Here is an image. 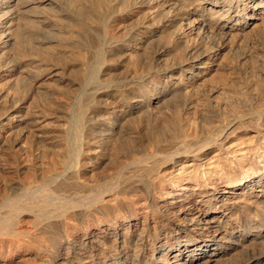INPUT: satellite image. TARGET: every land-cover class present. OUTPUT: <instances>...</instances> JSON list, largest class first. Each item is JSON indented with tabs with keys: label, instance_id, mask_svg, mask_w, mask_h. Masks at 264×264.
<instances>
[{
	"label": "bare ground",
	"instance_id": "obj_1",
	"mask_svg": "<svg viewBox=\"0 0 264 264\" xmlns=\"http://www.w3.org/2000/svg\"><path fill=\"white\" fill-rule=\"evenodd\" d=\"M262 10L0 0V264H264V102L185 118L194 64L208 70ZM19 100L66 121L50 147L33 150Z\"/></svg>",
	"mask_w": 264,
	"mask_h": 264
},
{
	"label": "rangeland",
	"instance_id": "obj_2",
	"mask_svg": "<svg viewBox=\"0 0 264 264\" xmlns=\"http://www.w3.org/2000/svg\"><path fill=\"white\" fill-rule=\"evenodd\" d=\"M41 6L39 7L41 8L49 7L48 9L45 8V10L49 12L48 13L49 15H50V11L52 13L54 12L53 14L55 15L56 10L59 9L55 3L46 4V2H43ZM41 8L40 11L39 9L37 10L38 11L37 14L40 12L39 13L40 15L38 14L39 16H41L42 14L43 9L41 10ZM263 11L264 10L261 11L262 12L261 15L263 17L260 16L261 18L255 20V23L253 25L254 29L252 27L248 29L250 32L248 30L240 33L239 32L237 33L236 31H231V33L230 31H228L229 33L226 32L225 34L226 46L227 47L230 46V47L226 48V50L223 52V55L225 54V58L223 55L221 57L215 56V61L211 65V67L209 65H206L208 66V70L205 69V67L203 66L201 67V64H198L200 66L194 64L195 69H198L199 67L200 73L199 75L193 77V81H192L193 83L191 82V85L189 86V90L191 94L189 96L192 100L188 107L191 106L192 108L190 107L187 109L188 111L186 110L187 113L185 112V118L190 120L193 119L195 120V122L198 120L202 121L201 116H203L204 118L203 115L204 113L205 115L210 113L214 119L218 120L219 115H220L219 117L226 116V114L229 113L231 114L232 112L234 113L238 109H242V108L248 109V107L251 106L252 104H260L264 102L263 101L264 100V20H263L264 12ZM52 13L51 15H53ZM229 25L230 23L228 24V26ZM195 33L196 31H193L192 34L196 36ZM209 36H210L209 34L205 35L204 41L210 40ZM196 39L198 41L199 37L197 36ZM214 39L213 40L215 42H218V40H220L218 36L214 37ZM200 40L201 39H199V41ZM207 46H208V41H207ZM227 53L230 55H228ZM218 63H220V66ZM47 77L48 76L44 77L43 78L44 80L42 79L40 82H38L40 89L43 88L41 90H47L50 84L51 85L52 83L54 84L55 81L53 80L57 78V76L54 75L50 76L49 78ZM40 84L43 87L40 86ZM251 98H254L255 100ZM21 101L22 100H19L16 104L21 105V107H25V108L29 106L31 111V113L29 114L31 115L26 116V118L32 117L34 121L32 122L33 124L31 123V125L26 128V132L30 130L28 132L35 133V135L32 137L34 139L33 150L36 152L35 148H38V146L40 147L38 149L50 147L52 145V141L50 140H52L51 137L53 131L59 129L60 127L64 128L67 125L66 121L61 118H58L56 115L53 114L54 112L52 113L48 111L50 112V114L48 112L45 113L46 115L43 114L40 110V104L34 106V104L31 103V100L22 101V102ZM194 104L196 105V107ZM207 123L208 121L207 122L205 121V124ZM210 124L212 125L213 122L208 123V125ZM45 134L46 135L48 134V136L45 137L46 136ZM44 142H48V143L44 144ZM34 155L35 154L32 151V154H30L28 157H30L32 160V158L35 159ZM48 156L52 158V156L47 155L46 159L45 157H43L44 159L42 160L37 159L38 160L37 161L35 159L36 161L35 160L33 161L37 163L36 164L37 166L42 165L43 167H46L47 165L49 166L50 164L49 161H51L50 158H48ZM245 256L248 258L249 254Z\"/></svg>",
	"mask_w": 264,
	"mask_h": 264
}]
</instances>
